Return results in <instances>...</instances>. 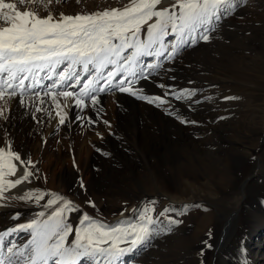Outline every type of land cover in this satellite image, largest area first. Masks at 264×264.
<instances>
[{
  "label": "bare ground",
  "instance_id": "6f19581e",
  "mask_svg": "<svg viewBox=\"0 0 264 264\" xmlns=\"http://www.w3.org/2000/svg\"><path fill=\"white\" fill-rule=\"evenodd\" d=\"M17 1L19 3V0ZM61 1L63 0H51L49 3L48 0H42V2L37 0V3L29 5L31 10L37 12L40 17H46L51 13L54 19H59L61 14L75 16L113 9L124 10L132 3V0H105L104 2L94 0L91 4L83 3L74 10H68L69 12H58L54 8H58ZM5 2L8 3L7 0ZM18 3V10H30ZM174 5L176 0H164V4H158L156 10L171 11ZM245 10L240 6L239 10L236 9L234 12L244 13ZM4 11L7 12V10ZM229 21L233 20L224 18L219 29L226 26V22ZM231 24L233 25L234 22ZM236 24L237 22L235 26H238ZM8 26L10 25H0V27ZM259 27L256 29H261L264 33L263 25ZM143 31L146 32V30ZM256 40L252 42L257 44ZM205 43L199 42L195 47L185 50L173 62L165 63L160 75H153L150 80L140 81L138 87L158 86L166 68L171 69L180 64V68L185 67L189 56L192 57L195 52L206 48ZM257 49L256 46L247 57L249 54L247 49L242 48L237 51L238 54L231 57L246 68L249 60L254 59L250 56ZM215 58L214 64H210L212 66L190 71V74L184 77L185 81L176 88L177 90L184 87L193 89L192 83L186 80H191L190 78L198 80L200 84L194 89L200 91L192 99L203 102L192 105V101H178L169 95L165 98L169 104L162 111L159 110L161 107L147 102L148 109H144L145 103H139V106H136L134 102L137 101L128 97L131 95L120 92L100 94L96 108L89 104L83 111L74 106L73 98L65 100L63 97H58L63 110L62 114L66 113L65 124L60 125L59 117L56 115L57 110L50 97H42L45 101L43 104L39 103V99L35 101L36 105L44 111L34 113L36 117L34 119L31 108L26 110L19 106V95L15 97L6 95L3 100H0V107L8 110V114L0 120V147L7 150V144L11 142L12 150L18 152L22 159L31 158L36 168L30 170L34 172L38 170V175L30 177L31 182L24 181L16 188L5 191L4 197H19L28 192L34 193V196L26 201L0 199V205H6L0 206V232L14 225L31 221L40 211H50L44 207L47 200L51 198L47 195L48 193L62 195L79 206V210L71 214L69 221L75 228L82 212L94 216L90 211L89 196L99 195L101 200H107L108 203L104 208L109 210V203L115 204V201L111 200L113 197L120 193L133 194L134 192L140 205L149 200L157 202L154 206V218L165 208L182 209L186 205L187 211L192 210L190 214L187 213L188 215L201 217L200 220H195L194 217L192 220L188 219L182 226L180 223L175 225L171 233L159 236L151 247L141 251L138 256L124 257L125 264H179L180 261L173 259L175 258L173 253L180 239L192 243L190 258L188 256V260L191 259L189 264H264V103L248 113L243 110V102H241L240 105H236V108L239 107L236 114L226 113L225 107L228 103L219 102V99H223V93L220 94L218 87L226 88L224 83L228 79L227 75L231 76L228 68L234 65V61L225 57L219 59L220 57L216 56ZM169 80L166 79L163 82L166 83ZM43 82L45 85L52 84V81L47 78ZM241 85L243 86L242 82ZM261 89L264 93V88ZM205 97H212L211 101L214 105H208ZM25 101L28 104L31 103L27 98ZM113 101H121L123 104L129 101L132 110L133 106L139 110L117 113L114 111L110 114L109 107ZM228 105L234 108L233 104ZM101 107L103 111L98 115L97 110ZM169 107L187 120L196 121V123H181L174 116L166 114L164 109ZM49 112L51 117L48 116ZM238 113L241 118L236 121L235 116ZM78 115L84 118L77 119ZM88 117H91L95 123L89 124ZM229 120L235 122L231 127H228ZM105 121L108 124H105ZM44 133L47 139L43 136ZM61 133L72 136L75 141L74 147L51 148L48 138L58 137ZM103 134L107 135L103 141H96L100 151L95 154L100 159L96 160L94 158L96 155L91 151H86V155L83 156L85 150L79 146L78 141H82L80 137ZM108 142L115 155L123 157V162H120L121 160L112 162L115 155L105 151V148H109ZM127 150H131V154L134 152L133 157L127 155ZM151 151L158 156L152 158L145 154ZM102 153L109 155L105 156ZM100 154L104 157H100ZM51 157H54L53 160ZM74 157H77L76 161L73 160ZM183 161L215 166L229 165V169L235 175L233 187L217 189L207 180L197 181L189 175H184L181 188L175 189L168 174L161 169L168 165L175 166ZM14 162L18 170L14 176L7 178L9 180L20 179L25 174V167L18 161ZM81 181L83 187H81ZM147 182H154L160 188H157L153 194H149L146 191L145 183ZM40 192L45 193V198L37 203L35 195ZM140 205L135 204L127 212L117 214L114 219L111 218L110 221L103 219L101 222L113 225L129 219L134 215L132 210L139 208ZM187 211L182 214L183 216L175 213H171L170 216L182 222ZM16 213H19V218L13 220L12 216ZM199 235H202L203 239L196 243ZM73 236L69 237V242ZM28 238L29 234L25 232H19L11 237L18 243H24ZM82 264L85 262L82 261Z\"/></svg>",
  "mask_w": 264,
  "mask_h": 264
},
{
  "label": "snow or ice",
  "instance_id": "6c2138e0",
  "mask_svg": "<svg viewBox=\"0 0 264 264\" xmlns=\"http://www.w3.org/2000/svg\"><path fill=\"white\" fill-rule=\"evenodd\" d=\"M160 2L132 0L124 10L75 16L61 14L59 19H54L51 13L40 17L35 11H20L17 4L0 0V20L10 25L0 27V100L6 95H19V106L26 110L31 108L36 119L34 113L44 109L35 101L39 99L43 104L42 97H50L60 125L65 124L66 113L62 114L58 97L73 98L74 106L80 111L89 104L95 109L102 93H127L157 107L167 103L162 97L145 94V90L138 87L140 81L160 75L165 63L173 62L199 42H209L222 20L231 15L243 0H176L171 11H157L155 8ZM19 3L34 4L37 0H19ZM153 17L155 22L148 24ZM146 24L148 27L144 32ZM147 58L152 62H147ZM45 78L52 84L45 85ZM158 87L166 88L165 97L171 95L178 101H192V105L203 102L192 99L200 91L198 89L177 90L163 84ZM25 98L31 103H26ZM205 99L211 100L212 97ZM224 99L238 100L239 97ZM164 110L181 123H196L170 107ZM4 111L6 109L0 107V117ZM97 111L99 115L102 107ZM48 116L51 117V112ZM83 118L77 116V119ZM88 122L95 123L91 117ZM14 161L25 167V174L20 179L9 180L7 178L18 170ZM35 168L30 157L22 159L12 150L11 142H8L7 150L0 147V199H32V192L19 197H4V193L24 181L31 182L29 178L38 175V170H30ZM47 195L51 198L44 207L50 211H40L31 221L0 232V264H82V261L85 264H125L124 257L138 256L159 236L171 233L174 226L181 223L169 213L182 215L188 209L187 205L182 209L168 207L154 218L157 202L152 200L133 209L131 218L114 225L82 212L74 228L69 222L70 216L79 210V206L57 193ZM44 196L43 192L35 195L36 202L39 203ZM18 218L19 213L12 216L13 220ZM19 232L29 234L26 242L11 239ZM70 236H73L71 242Z\"/></svg>",
  "mask_w": 264,
  "mask_h": 264
},
{
  "label": "rangeland",
  "instance_id": "374dc122",
  "mask_svg": "<svg viewBox=\"0 0 264 264\" xmlns=\"http://www.w3.org/2000/svg\"><path fill=\"white\" fill-rule=\"evenodd\" d=\"M104 1L105 0L103 1L101 0V2H104ZM7 2L15 3V4L18 3L17 0H7ZM93 2L94 0H88V1L87 0H66V2L65 0H63L59 3L58 8H54V9L57 10L58 12H64V11L69 12L68 10H74L75 8L80 7L83 3L91 4ZM162 3L164 4V0H161L160 4ZM18 5L22 7H26L31 10V7L29 4L21 5L20 3H18ZM240 6L244 10L246 9L244 13L243 12L242 13L233 12L231 15L227 16L228 19L233 20V21L226 22V26L221 27L218 32H216L215 34H212V39L209 42L205 43V45H207L206 48H203L200 51L195 52L192 57L189 56L188 61L185 63L186 65L183 64V66L185 65V67L180 68L181 67V64H180L178 67L171 68V71H166L167 69H169V68H166L165 69L166 72L162 73V76H161L162 79H161L160 84H163L165 86H172L176 89L183 81H185L184 77L187 76L188 73L190 74V71L199 70L200 68H207V67L212 66L214 62L216 61V58H215L216 56L220 57L219 59H223L225 57L227 59L231 58V60H233L231 56H233L234 54H238L237 53L238 50L242 48H246L247 52L249 53L247 54V57H248L251 54L252 49H254L257 46L258 49L252 54V56H250V57H253L254 59L253 60L248 59L249 62L246 68L240 65L238 63L239 61L237 62V60H233L234 65L228 68V71L232 77L230 75H227L228 79L224 83V86L230 89H226V88L224 89V87L221 86L220 88L218 87V91L220 92V94L222 93L224 94V95L222 94L223 99H219V102H223L226 104L227 103L233 104L234 106L233 108L227 104V106L225 107L226 113L236 114V112L239 111L238 110L239 107L236 108V105H240L241 102H243V110L248 113L257 109L256 108L257 106L260 107L264 103V93H263V90L261 89V88H264L263 87V84H264V33L262 32L261 29H256V28H258L261 25H263L264 27V0H243V2L239 3V6L236 9L239 10ZM155 20L156 18L153 17L152 20L148 22V24L154 23ZM235 21L237 22L236 25L238 26H235V23H236ZM231 22H234V24L232 25ZM5 24L7 23H5L3 20H0V25L5 26ZM148 24L144 25L143 30L147 31ZM168 39H171V37H169ZM251 39L252 40L257 39L256 41L258 43L255 44L254 42H252ZM150 61H152L151 58H147V62H150ZM211 63L212 65H210ZM177 73H178V76H177ZM172 77H175V79H172ZM224 77H226V75H224ZM118 78L119 77H117V79ZM166 79H170L169 80L170 82L169 81H167L166 83L163 82V80H166ZM190 79L191 80H186V81L193 82L192 83L193 88L199 86L200 83H198V80L192 79V78ZM241 82L243 86L241 85ZM147 86L145 88L142 87L145 90V94L149 96L162 97L164 99L166 98L164 95L166 88H161L156 85L155 86L147 85ZM256 86L260 89H258ZM128 97H130V99L134 101H137V102H134L136 106H139V103L146 104L145 101L138 100L133 96L132 97L128 96ZM225 97H239V99L238 100H225L224 99ZM168 102L161 105L160 106L161 108H159V110L162 111V109L165 106H167V104H169ZM129 104H130L129 101H127L124 104L121 101L120 102L113 101L111 106L109 107L110 114L111 112H114V111L115 113H117L119 111L126 112V111L139 110L136 106H133V110H132V106ZM207 104L212 106L214 105V102L211 100H208ZM148 108L149 106L146 104L144 109H148ZM5 109L6 111H4V114L2 117L8 114L7 108ZM2 117H0V120H2ZM235 117H236L235 119L236 121L239 120L241 118L240 113H238ZM234 123H235L234 121L229 120L230 125L228 127L233 126ZM43 136H45L47 139L46 133H44ZM105 136L107 135L106 134L98 135V136H84L83 135L82 137H80L82 141H78L80 142L79 146H81L83 150H85L83 156L86 155V151H91L92 154L98 153L99 151H97V149L99 146L96 144V141L97 140L103 141V138ZM48 140H49V144L51 148H54V149H57L59 147L60 148L74 147L75 145V141H73L72 136L65 134V133H61L58 137H52V138L49 137ZM108 146L110 149L105 148V151L108 153H111V155L114 156L115 153L111 150L110 142H108ZM126 153L128 156L133 157L134 152H132L131 154V150H127ZM145 154L150 155L152 158H156L158 156L157 153H155L154 151L145 152ZM100 157H104V156L100 154ZM121 157H122L121 155H115L114 158H112L113 160L112 162L118 161V160H121L120 162H123V157L122 158ZM51 158L53 160L54 157H51ZM94 158L96 160L100 159L98 155H96ZM33 159L34 158L32 157V160ZM106 159H110V158L106 157ZM73 160L76 161L77 157H74ZM208 165L210 164H207V163L194 164L188 161H183L175 166L168 165L166 167H163V169L161 170H164L166 174H168L170 180L172 181L171 183L173 184V187L175 189L181 188L182 186L181 180H182V176L184 175H189L193 179H196L197 181H199V179H203L202 180L203 182L207 180L212 184V186H214L217 189H220V188L227 189V188L233 187L232 182L235 179V175H233L234 174L233 171L229 169L230 168L229 165H226V164H220L216 166L215 165L208 166ZM145 184H146V191L149 194H153L154 192L157 191L156 190L157 188L158 189L160 188V186L156 185L154 182H147ZM115 185L118 186V184H115ZM89 199L91 202L90 211L94 215L90 217L96 220H99V221H103V219H105L106 221H110L112 220L111 218L114 219V217H117V214H122L124 212H127L135 204L140 205L136 199V194L134 192L133 194L120 193V195H116L115 197H113L111 200L115 201V204L112 202L109 203V207H110L109 210L104 208L105 204L108 203L107 200H101V197H99V195L89 196ZM92 204H94L95 207H93ZM195 210H199V209H195ZM191 211H187L185 213L186 215L185 219L180 223V226L184 225L185 222H187L186 220L188 219L192 220L193 217L195 220H200L201 216L188 215L190 214ZM170 214L171 213H169V215ZM161 218L164 219L163 217ZM202 239H203L202 235L197 236L196 243H199V241ZM191 246H192V243L188 242L185 239L178 240L175 253H173L175 258L173 259H177L178 261H180V263L178 262L179 264H182V263L189 264L191 261V259L188 260L190 258L189 255L191 253V250H190Z\"/></svg>",
  "mask_w": 264,
  "mask_h": 264
}]
</instances>
